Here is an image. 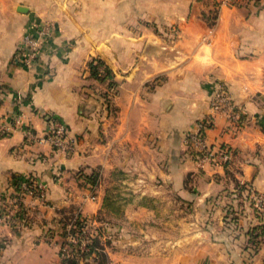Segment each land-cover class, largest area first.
Instances as JSON below:
<instances>
[{
	"label": "crops",
	"instance_id": "0c3cea01",
	"mask_svg": "<svg viewBox=\"0 0 264 264\" xmlns=\"http://www.w3.org/2000/svg\"><path fill=\"white\" fill-rule=\"evenodd\" d=\"M220 1L0 0V118L10 125L0 131V198L14 177L47 192L46 204L24 197V220L0 222V264H63L68 214L94 222L108 264H264L261 220L225 195L264 191V0ZM45 22L39 56L20 62L23 36ZM93 58L113 85L90 74ZM218 83L240 127L215 116L206 140L232 155L199 169L187 137L209 117ZM53 121L76 139L74 153L39 141Z\"/></svg>",
	"mask_w": 264,
	"mask_h": 264
},
{
	"label": "built area",
	"instance_id": "2783aa9c",
	"mask_svg": "<svg viewBox=\"0 0 264 264\" xmlns=\"http://www.w3.org/2000/svg\"><path fill=\"white\" fill-rule=\"evenodd\" d=\"M221 4L234 5L232 0H221ZM51 25L48 22L42 23L37 27L34 35L25 34L22 38L24 51L17 55V59L29 65L39 56L41 44L44 37L50 35ZM210 114L204 121L197 123L187 140L193 149V159L199 169L205 167L221 166L228 163L231 158V149L226 144L209 143L206 140L204 131L214 122L216 115L221 114L227 120V130H237L240 127V112L228 89L223 84H216L212 90L209 102ZM12 124L19 126L22 123V115L16 113L12 116ZM10 125L3 122L0 118V131L8 132ZM26 135L32 133L26 130ZM40 142H47L54 150L60 151L66 155L74 153L77 142L69 133L65 125L60 121H53L50 130L39 137ZM247 200L253 209L258 213L261 222L264 224V191H258L252 187L246 186ZM30 196L43 204L47 202L46 186L42 182L29 177L26 181L19 184V190L5 194L0 198V222L10 225L18 219L19 212L24 209V197ZM96 234L94 223L86 218L80 217L78 224L71 219L65 227L64 242L60 244V253L64 256L73 257L81 251H89L92 239ZM56 233L48 232L46 239L51 240ZM94 250H97L96 248Z\"/></svg>",
	"mask_w": 264,
	"mask_h": 264
},
{
	"label": "trees",
	"instance_id": "16d2710c",
	"mask_svg": "<svg viewBox=\"0 0 264 264\" xmlns=\"http://www.w3.org/2000/svg\"><path fill=\"white\" fill-rule=\"evenodd\" d=\"M88 67L90 69V74L95 79H98L100 81H106L107 80L108 84L110 86L114 84L113 79H112V73H111L110 69L101 59L93 58L88 63ZM104 98H106V97L104 96ZM97 178H98V173H96V172L95 173L93 172L92 174H90L89 176L86 177V179H88L92 184L96 183ZM20 181H21L20 178L14 177L13 185H14L15 190H19ZM246 186H243V185L238 186L234 192L235 195L241 199L247 200V195L246 194L244 196L242 195L243 191L246 192ZM25 215H26V211H25V209H22V211L19 212L18 219L16 221H19L21 219L24 220ZM80 217L81 216H79V215H76V216L70 215V214L63 215L61 217V219L59 220V222L62 224V226H61L62 234L63 235L65 234V227H66L67 223L69 221H71V219H74V223L78 224ZM259 220H260V217H259ZM15 222L11 223L10 225H13ZM256 226L259 228V233L264 234V224L259 221V224H257ZM250 231H251V233H253V230H250ZM49 232H51V231H49ZM95 248L97 250H94ZM62 256H63L62 257V263L63 264H77L78 260H82V259L83 260L89 259L88 264H108V257L105 253L104 248L102 247V244H101L97 234L92 239V244H91L89 251H81L78 253V255H75L73 257H68V256H64V255H62Z\"/></svg>",
	"mask_w": 264,
	"mask_h": 264
},
{
	"label": "rangeland",
	"instance_id": "374dc122",
	"mask_svg": "<svg viewBox=\"0 0 264 264\" xmlns=\"http://www.w3.org/2000/svg\"><path fill=\"white\" fill-rule=\"evenodd\" d=\"M27 179H28V178L26 177V178L23 179V180L26 181ZM229 192H230V191H227V192L225 193V195H226V196H229V197H232V198L234 197V198H236V199H238V200H234V201H228V200H227L228 202H230V203H234V204H237V203H240V202H241V203L243 204V206H244L245 209H249V210H251V212L255 213L256 216H257V218L259 219L260 216H259L258 213L253 209V207L251 206V204H250V202H249L248 200L241 199V198L237 197L236 195H233V196H232V195L229 194ZM234 194H235V193H234ZM245 194H246V192L243 191V192H242V195L244 196ZM234 198H233V199H234ZM228 205H229V204H228ZM231 206H232V208H235V209H236V207H237V205H231ZM244 208H243V209H244ZM226 209H228V207H227ZM108 219H112V218H108ZM90 220H91V219H90ZM260 220H261V218H260ZM91 221H92V220H91ZM112 221H113V222H116L117 220L115 221V220L112 219ZM92 222H93V221H92ZM260 222H261V221H260ZM93 223H94V222H93ZM258 223H259V221H258Z\"/></svg>",
	"mask_w": 264,
	"mask_h": 264
}]
</instances>
